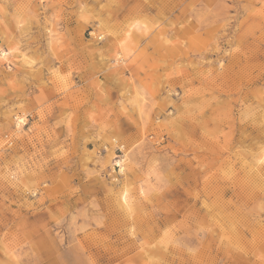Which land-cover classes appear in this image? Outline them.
I'll return each instance as SVG.
<instances>
[{
    "label": "rangeland",
    "instance_id": "rangeland-1",
    "mask_svg": "<svg viewBox=\"0 0 264 264\" xmlns=\"http://www.w3.org/2000/svg\"><path fill=\"white\" fill-rule=\"evenodd\" d=\"M0 264H264V0H0Z\"/></svg>",
    "mask_w": 264,
    "mask_h": 264
},
{
    "label": "bare ground",
    "instance_id": "bare-ground-1",
    "mask_svg": "<svg viewBox=\"0 0 264 264\" xmlns=\"http://www.w3.org/2000/svg\"><path fill=\"white\" fill-rule=\"evenodd\" d=\"M5 55V54H4Z\"/></svg>",
    "mask_w": 264,
    "mask_h": 264
}]
</instances>
